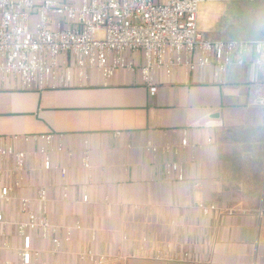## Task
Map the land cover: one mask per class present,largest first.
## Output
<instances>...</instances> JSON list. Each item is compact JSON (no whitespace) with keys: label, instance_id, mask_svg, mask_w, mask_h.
<instances>
[{"label":"crops","instance_id":"crops-1","mask_svg":"<svg viewBox=\"0 0 264 264\" xmlns=\"http://www.w3.org/2000/svg\"><path fill=\"white\" fill-rule=\"evenodd\" d=\"M249 9L255 16L245 38L230 41L264 38V0ZM237 57L221 73H155L154 95L139 74L125 72L108 80L94 72L82 86L43 92L0 84V148L31 153L36 144L24 136L60 134L63 151L52 162L66 172L43 171L30 156L25 182L14 188L12 162L1 158L0 188L11 192L0 212L22 220L19 199L30 198L60 236L64 226L80 225L55 255L50 242L34 240L49 264H99L87 250L100 264H264V58L248 49L238 66ZM85 152L88 171L80 166ZM165 162L182 168V182L164 174ZM38 189L47 193L43 205L35 201ZM210 205L216 210L204 217L199 206ZM5 233L0 264L17 260L12 225Z\"/></svg>","mask_w":264,"mask_h":264},{"label":"built area","instance_id":"built-area-1","mask_svg":"<svg viewBox=\"0 0 264 264\" xmlns=\"http://www.w3.org/2000/svg\"><path fill=\"white\" fill-rule=\"evenodd\" d=\"M231 1L79 0L73 4L59 0H0V84L43 92L82 86L94 72L104 80L125 72L139 74L149 94L154 95L155 73L170 77L178 69L190 72L208 67L225 72L233 64L234 56H238L236 64L243 65L242 55L248 49L264 58V40L211 41L197 31L199 3ZM23 141L36 144L35 151L0 148V159L12 162L14 188L24 184L30 156L39 161L43 171L56 169L61 178L65 177V169L52 162L53 156L63 151L62 135H27ZM179 146H187L186 138L180 140ZM147 150L157 151L155 147ZM169 150V146L163 148V152ZM80 166L90 170L88 152L81 156ZM163 172L166 176L174 175L178 182L184 180V172L177 163L165 162ZM10 192L11 187H1L0 201L7 203ZM35 196L37 204L47 202L44 189H38ZM32 202L30 198L19 199L23 215L19 221L11 222L0 212V238L6 236V227L12 225L19 241L14 248L17 260L3 264H49L42 260L34 240L50 242L55 255L81 228L78 223L64 226L60 236V228L50 222L43 208L33 210ZM82 202H87L86 196ZM199 209L206 217L216 207ZM0 248L7 249V243L2 242ZM84 254L90 263L103 261L102 257L96 261L91 250ZM159 257L156 252V258Z\"/></svg>","mask_w":264,"mask_h":264},{"label":"rangeland","instance_id":"rangeland-1","mask_svg":"<svg viewBox=\"0 0 264 264\" xmlns=\"http://www.w3.org/2000/svg\"><path fill=\"white\" fill-rule=\"evenodd\" d=\"M250 4L248 0L201 2L196 10V29L204 37L213 35L222 41L244 39V27L250 23L249 17L255 16V12H248Z\"/></svg>","mask_w":264,"mask_h":264},{"label":"water","instance_id":"water-1","mask_svg":"<svg viewBox=\"0 0 264 264\" xmlns=\"http://www.w3.org/2000/svg\"><path fill=\"white\" fill-rule=\"evenodd\" d=\"M255 40H264V38H257V39H255ZM245 64V62L243 63V65ZM260 103H262V102H256L255 104H258V105H262V104H260Z\"/></svg>","mask_w":264,"mask_h":264}]
</instances>
